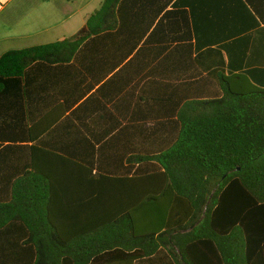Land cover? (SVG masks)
Returning <instances> with one entry per match:
<instances>
[{"label": "trees", "instance_id": "16d2710c", "mask_svg": "<svg viewBox=\"0 0 264 264\" xmlns=\"http://www.w3.org/2000/svg\"><path fill=\"white\" fill-rule=\"evenodd\" d=\"M172 1L0 55V264H264V87Z\"/></svg>", "mask_w": 264, "mask_h": 264}, {"label": "crops", "instance_id": "0c3cea01", "mask_svg": "<svg viewBox=\"0 0 264 264\" xmlns=\"http://www.w3.org/2000/svg\"><path fill=\"white\" fill-rule=\"evenodd\" d=\"M102 1L0 0V55L86 32ZM179 9L189 14L194 54L219 48L227 74L257 71L252 80L264 87V0H173L167 7Z\"/></svg>", "mask_w": 264, "mask_h": 264}, {"label": "water", "instance_id": "95a60500", "mask_svg": "<svg viewBox=\"0 0 264 264\" xmlns=\"http://www.w3.org/2000/svg\"><path fill=\"white\" fill-rule=\"evenodd\" d=\"M87 29V28H86Z\"/></svg>", "mask_w": 264, "mask_h": 264}]
</instances>
